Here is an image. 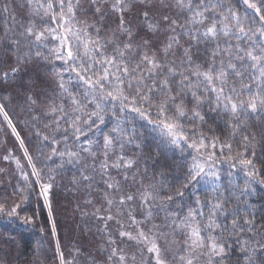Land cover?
Segmentation results:
<instances>
[{
    "label": "snow or ice",
    "instance_id": "snow-or-ice-1",
    "mask_svg": "<svg viewBox=\"0 0 264 264\" xmlns=\"http://www.w3.org/2000/svg\"><path fill=\"white\" fill-rule=\"evenodd\" d=\"M16 7L0 3V84H22L0 93V217L38 226L21 213L42 198L52 218L71 171L99 243L62 247L52 218L54 264H264V0Z\"/></svg>",
    "mask_w": 264,
    "mask_h": 264
},
{
    "label": "trees",
    "instance_id": "trees-1",
    "mask_svg": "<svg viewBox=\"0 0 264 264\" xmlns=\"http://www.w3.org/2000/svg\"><path fill=\"white\" fill-rule=\"evenodd\" d=\"M3 2L4 0H0V3ZM8 2L15 9L18 19L21 18L23 12L16 5L23 3V0H15V3H13V0H8ZM6 22L7 15L0 12V35L3 33ZM42 75L43 70L30 65L29 72L25 74L24 80L26 81L29 76L40 77ZM21 87V82H14L10 85L0 84V93L5 91L15 93ZM20 99V96H16L17 101ZM27 131L22 129L21 135L26 136ZM12 143L14 145L9 146V148L16 150L17 142L14 138ZM152 147H155V145L153 144ZM150 150L151 148L146 149V151ZM5 154V151L1 152L0 156ZM17 154H19L18 151ZM0 167L11 168L12 166L0 162ZM70 178L71 171L67 175L57 178L59 186L54 190L55 195L52 201V218L56 221L61 245L62 247L76 245L82 247L85 252L96 254L99 239L93 235L92 222L82 219L80 212L77 210L76 205L80 202L83 194L71 189ZM252 202L257 205L264 204V189H258ZM21 214L29 217L34 216L38 226L34 227L31 224H23L18 220L0 217V264H54V239L50 234V221L52 218L48 216V208L44 205L42 198L34 200ZM40 227L44 228L43 232L40 231ZM241 257L242 254L238 249H235L229 264H243Z\"/></svg>",
    "mask_w": 264,
    "mask_h": 264
},
{
    "label": "rangeland",
    "instance_id": "rangeland-1",
    "mask_svg": "<svg viewBox=\"0 0 264 264\" xmlns=\"http://www.w3.org/2000/svg\"><path fill=\"white\" fill-rule=\"evenodd\" d=\"M5 131L7 132V130H5ZM6 138H7V141H8L6 147L9 148V146H13L14 143H12V142H13V138H14V137L12 138V136H11L10 134H8V135L6 136ZM11 143H12V144H11ZM4 151H5L4 147H0V153H1V152H4Z\"/></svg>",
    "mask_w": 264,
    "mask_h": 264
}]
</instances>
